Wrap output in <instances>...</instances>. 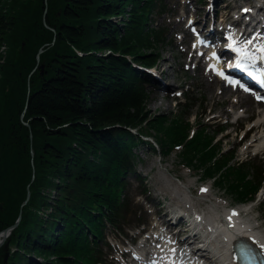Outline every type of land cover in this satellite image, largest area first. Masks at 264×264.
Returning <instances> with one entry per match:
<instances>
[{
    "label": "trees",
    "instance_id": "obj_1",
    "mask_svg": "<svg viewBox=\"0 0 264 264\" xmlns=\"http://www.w3.org/2000/svg\"><path fill=\"white\" fill-rule=\"evenodd\" d=\"M168 11L167 0H0V233L22 213L0 264H106L105 231L125 234L127 178L150 131L164 157L180 150L201 179L255 199L263 166L225 152V128L192 137L188 104L171 121L148 111L136 65L157 66L171 44L157 22Z\"/></svg>",
    "mask_w": 264,
    "mask_h": 264
},
{
    "label": "rangeland",
    "instance_id": "obj_2",
    "mask_svg": "<svg viewBox=\"0 0 264 264\" xmlns=\"http://www.w3.org/2000/svg\"><path fill=\"white\" fill-rule=\"evenodd\" d=\"M252 1L245 0L244 4ZM239 2L240 0H167L170 10L164 17L158 19V23L170 26L168 39L174 42L162 50V57L156 69L151 70L149 75L152 83L149 84L151 96L148 111L154 116L164 115L171 121L181 115L183 107L180 103H186L187 96H190L192 100L188 101L189 114L183 118L185 123L191 124L195 131L199 130L202 123H208L206 126L210 136H215L214 130H220L221 125L225 126L224 124L228 123L227 131L218 135L215 142L223 149L237 152L238 158L258 155L256 159L261 160L264 159V145L261 143L264 135V107L250 99L253 108L247 111L248 103L243 102L245 96L224 86L206 70L205 63L208 62V58L198 60L193 56L194 49L190 45L194 34L190 32L189 35L190 19L196 20L193 29L199 32L209 21L230 20L232 17L230 11L233 7L239 6ZM228 4L230 7L227 8ZM183 40L188 42L182 43ZM1 52L5 55L6 47H3ZM210 53L208 51L207 56ZM148 134L153 137L152 139H157L154 131ZM135 150L138 155L137 174L128 178L130 181L128 194L133 200L134 211L141 212L138 215L134 213L129 215L128 222L133 226L141 225L143 222L146 225L139 230H129L127 240L117 237L111 229L106 230L112 248H106L105 251L115 254L113 264H121L122 261L119 259L125 250L129 249L127 242L134 240L142 230H154L156 221L159 223L165 221L164 213L167 210L174 211L180 204H187V199L192 201L195 208L205 212H209L212 207L223 210L225 207L236 205L228 195L215 186L209 184L202 187L198 174L181 165L177 154L179 152L164 157L146 144H140ZM136 176H142L146 180L144 184L149 189L147 196L142 195V184ZM202 189L206 191L202 192ZM263 199L264 190L260 192L255 202L246 207L257 210L251 217L257 219L260 230L264 233V203L259 205ZM129 227L127 225V228ZM166 227H163L162 231ZM124 256L128 257L130 254L126 253Z\"/></svg>",
    "mask_w": 264,
    "mask_h": 264
},
{
    "label": "bare ground",
    "instance_id": "obj_3",
    "mask_svg": "<svg viewBox=\"0 0 264 264\" xmlns=\"http://www.w3.org/2000/svg\"><path fill=\"white\" fill-rule=\"evenodd\" d=\"M196 46H198L196 44ZM216 54V59L212 58V54ZM210 67L215 73L221 71L223 68V63L218 56L217 52L212 50L210 55ZM232 86V85H230ZM234 87V86H232ZM231 87V88H232ZM170 90V89H168ZM250 98L244 97L243 102L248 103L247 111H249L251 108H253V103L250 102ZM261 143L264 145V137L261 138ZM218 212L215 213L214 210V218H218ZM228 217L225 221L222 223H218L214 225V233L213 236L217 238V241L219 242L220 246L223 248V255L225 257H228L230 264H235L233 261V246H235V241L239 238H247L249 242L254 245L257 249L260 250L264 254V236L257 230L251 229L252 227L248 225L246 222L239 220L233 212H228ZM159 223L155 225V233L156 237H159ZM8 240L10 238L9 233H0V246L3 244L4 240ZM155 238V237H154ZM213 238H210L212 240ZM163 242L165 248H163V251H160L159 253H162L160 256H156L153 260L152 264H174V262H177L178 258L185 257L186 253L183 251L181 246L189 241V239H184L177 241L178 246L181 248V250H175L171 244V242L166 238V236H163ZM199 252V250H198ZM197 254V253H196ZM202 261H209L212 260V258L208 255H204L201 257ZM199 260V258H198ZM197 262V261H194ZM183 264H190V262H183ZM196 264H200L198 261Z\"/></svg>",
    "mask_w": 264,
    "mask_h": 264
},
{
    "label": "snow or ice",
    "instance_id": "obj_4",
    "mask_svg": "<svg viewBox=\"0 0 264 264\" xmlns=\"http://www.w3.org/2000/svg\"><path fill=\"white\" fill-rule=\"evenodd\" d=\"M243 11L247 13L248 10L244 9ZM191 23L189 21V24ZM227 39L229 41L228 50L233 52L237 57L235 68L242 70L249 77L253 78L254 82L264 87V74H261V79L256 80L253 73L249 71V68H255L258 64H264V46L254 47V38H249L241 42L236 41L233 36H229ZM193 47L195 48L196 45H193ZM212 58L216 59L215 53L212 54ZM217 75L227 80L232 86H237V82L235 80H229L223 72H218ZM243 90L249 92L247 87H244ZM253 94L255 95V93ZM256 99L260 100L261 97L257 96ZM201 191H206V189H202Z\"/></svg>",
    "mask_w": 264,
    "mask_h": 264
},
{
    "label": "water",
    "instance_id": "obj_5",
    "mask_svg": "<svg viewBox=\"0 0 264 264\" xmlns=\"http://www.w3.org/2000/svg\"><path fill=\"white\" fill-rule=\"evenodd\" d=\"M42 52H43V50H40V54H41ZM43 67H44V66L42 65V68H43ZM30 197H31V194H30V192H29V193H28V199L26 200V202L24 203V205H26V204L28 203V201L30 200ZM21 220H22V214L19 216V219H18L17 223L14 224L12 227L6 229V230L4 231V233H7V232H8L9 235H10L11 232L19 226ZM6 241H7V240H6V238H5L3 244H1L0 248L3 247V246L5 245V242H6ZM5 249L7 250V254L5 255V261H8L9 256H10V252H9V249H8V245L5 246Z\"/></svg>",
    "mask_w": 264,
    "mask_h": 264
}]
</instances>
